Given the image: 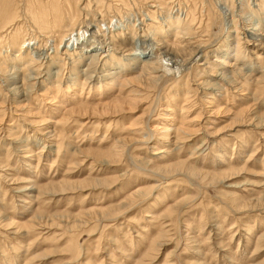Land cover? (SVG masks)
<instances>
[{"label": "rangeland", "instance_id": "rangeland-1", "mask_svg": "<svg viewBox=\"0 0 264 264\" xmlns=\"http://www.w3.org/2000/svg\"><path fill=\"white\" fill-rule=\"evenodd\" d=\"M260 1L81 0L77 27L100 26L105 55L132 69L118 75L104 59L72 87V59L60 55V65L40 60L27 72L38 84L25 95L12 92L23 86L21 76L0 74V264H264V45L245 35L264 21ZM169 9L179 21L163 26L168 33L153 46L178 44L187 27L186 36L208 46L202 58L189 50L160 55L163 65L178 59L184 69L149 90L135 80L142 50L129 56L131 34L146 46L149 16L161 23ZM25 26L21 40L39 35ZM74 39L79 47L83 39ZM0 50L13 66L17 49ZM61 50L71 52L70 43ZM221 73L227 78H214ZM168 125L184 139L163 144L153 128ZM115 147L123 155L117 160L106 153ZM184 161L202 177L155 171ZM221 172L225 180H211Z\"/></svg>", "mask_w": 264, "mask_h": 264}, {"label": "bare ground", "instance_id": "bare-ground-1", "mask_svg": "<svg viewBox=\"0 0 264 264\" xmlns=\"http://www.w3.org/2000/svg\"><path fill=\"white\" fill-rule=\"evenodd\" d=\"M80 1L76 0L77 3L75 2L76 4L73 5L74 2L70 3L67 0H0V48H6V50H8L9 48H11L12 50L17 49V52H18V53L13 54V56H14L13 66L8 67V68H7L6 64L4 62H2L3 57H1V54H0V74H1V76L3 75V77L7 80L11 79L10 81H12V80L17 81L18 77L21 76V78H20L21 83H22L21 86L23 85L20 88L15 86L17 88L12 89L13 93L25 95L27 92V89L38 84L37 82L31 84V81H33L35 79H33L31 77V75L27 74V72H30V74H32L34 72L32 70V67H34L35 63H38L40 60L46 59V60H48V62L50 64H52L54 66H58V65H60V63L64 59L61 56H65V58H71L72 59L71 68H74V69H70V70H72V71H70V73L72 75H70L69 82H67V83H70L72 85V87H74V83H76L80 80V76H83V80L81 81V83L82 82L86 83L87 79L90 78V76H88V75L91 71V66L96 64V62L98 63L99 61H102L104 59H105V64H107V65L113 64V67H111V68L116 69L118 75L124 73L125 71L132 69L131 67L135 66L134 63L129 65V66H126V64L123 62L124 60L122 61V60H119L117 58L114 60V59H112L113 58L112 55H110V54L105 55V53L107 52V49L105 48L106 42L104 40L98 41V37H100V35H98L97 33L101 32L100 28H99L100 26L96 25V27L94 29H92L94 26H91L92 28H90L89 26H86L85 29H83L84 27H82L80 25L77 27V25H78L77 22L79 21V9L78 8H79V2ZM158 1H159V3H157V4L159 6L164 5L163 0H158ZM94 2L97 5H101L103 3V0H94ZM260 2H261L260 3L261 9H264V1L261 0ZM260 7H259V9H260ZM152 8H154V7H152ZM156 11H152V9H151V11H148V12L151 13V15H154V13H156ZM21 18L23 19V21L20 20ZM149 18L150 19L148 21H150V22L148 24H146V26H147L146 33L150 32L153 36L152 39H149L148 44L146 46L141 47L138 44H140V43L143 44L145 41H140L139 39H137V34L134 30V33L131 32L132 33L131 34L132 40L130 43L131 48H129L128 51L131 50L132 53L129 54V56H131V57L133 56L132 58L136 59L134 57L135 55L133 52H135L136 49L142 50V52L140 53L142 55V58L139 59V57H138L137 60L135 61L136 63L143 62L140 65L141 66L139 68L140 72L138 74V77L137 78L135 77V80L138 79V81L142 82V85L144 83V87L147 86L149 88V90H153L154 89L153 87L158 85L157 84L158 82L160 83V81H163L165 76L170 77V74H173V75L179 74V72H182V71H180V69L183 68V65L181 64V63H183V61H180L178 59L175 61H171L170 59H168L169 62L166 63L167 62L166 61V62H164V65H163L161 63V58H163V57L162 56L160 57V55H168L169 56L170 54H179L181 52L189 50L191 53V56L193 55V57H195V58H198V57L202 58L201 53H203L202 50H204L206 48V46H208V40L206 42H203L200 40L198 41V39H196L194 37L186 36V35H190V33L192 31L187 27V28H185V30L183 29L182 32L181 31L178 32V35L176 36L177 39L180 38L182 40L181 42H179L177 44V41H176L177 39H176V40H174V41H176V44L172 43V44H168L166 46L161 45L160 47H158L159 45L157 46L156 43H159V41L157 40L158 38L156 39V37H159V36L161 37L165 33H168L167 30L164 31L162 29L163 26L167 27L170 25V27H172L171 25L173 23L179 21L178 16H176L175 13L173 14V11L169 9L168 11H166L165 19L163 18L161 23L154 21V18H155L154 16H149ZM261 19H263V18H261ZM259 21H260V19H259ZM212 22H210L208 20L206 23V27L210 28ZM263 22L264 21L257 22L254 24L252 23L253 27L249 28L248 30L245 31L246 37L249 38V40H253V41H255V43H257L256 45H254V47L255 46L256 47L257 46L262 47V45H264V35H261V33H260L261 31L264 30ZM27 24H29V25L31 24V26H29V27L30 28L32 27V29H34L31 31V33H34V31H35V32L39 33V35L37 36L36 34L35 35L32 34V37L28 36L27 38H24L21 40L22 37H24V36L26 37V35H28L27 31H26V26H25ZM178 26H180V25H178ZM116 29H118V28H115V30H112L115 32V35H114L115 38L114 39H119L120 33L122 32L121 31L122 27H121V29H118V30H116ZM170 29H172V28H170ZM176 29H177V26H176ZM179 29H181V27ZM130 30H133V29L130 28L129 31ZM87 33H88L87 36H89V38H90V39L88 38V40L86 38H84V36H86ZM151 34H150V36H151ZM76 35L78 38H82L83 40H85V41H83V40L81 41L79 47H78V45H76V40L74 39V36H76ZM58 36L60 37V42L56 44V42H57L56 38ZM141 37H142V35H141ZM109 38H113V37L110 36ZM150 40H153L156 42L154 44L155 46H153L152 43H150ZM94 41H95L96 45L92 46L93 52L91 54H89L88 52H86V49L88 47H90V44H93ZM63 42H65V43L67 42L68 45L70 43L71 52L68 53V51H66V50H63V52H62V50L59 51V47L62 45ZM221 43H223V42H221ZM221 43H220V45H221ZM237 44H238V40H237L236 45ZM237 46L235 48H237ZM50 49H52L53 51H52V53L48 54V50H50ZM132 49H135V50L132 51ZM12 50H11V52H12ZM231 51H232V49H231ZM233 51H234V49H233ZM224 52L226 53V51H224ZM0 53H1V50H0ZM32 54H35V57H33ZM205 55H206V53H205ZM43 56H44V58H42ZM5 58L7 59V56H4L3 59H5ZM73 58H75V59H73ZM88 59H89V62L86 63V67L84 69H82L81 71H79V70L75 71L76 66L81 65L82 63H85V61H87ZM173 59H175V58H173ZM221 59H222L221 57L218 58V60H217L218 64H220V63L223 64L225 62ZM128 60H130V59H128ZM158 61H160L159 64H158ZM25 63H28V66H25L27 69L16 68V66H22ZM47 67L49 68V66H47ZM226 68H229V70H230V69H232V66L226 64ZM11 71H13V72L10 74ZM149 71L151 72L152 75L150 73H148ZM109 75H111V73H109ZM108 78L109 77H107V79ZM214 78L217 80H222L223 78L226 79L227 77H225L223 75V73H221V74H216L214 76ZM38 79H40V77ZM38 79H36V80H38ZM55 80H56V83H59L57 81V78ZM111 83L112 82L110 79L107 84H111ZM25 85H27L26 88H25ZM199 85H203V86L205 85L206 86L205 90L207 91L206 92L207 95L214 97V95L212 93H210L214 89H213V87L209 86L207 84V82H200ZM177 88H179V87H177ZM217 89H219V88H217ZM70 92H69V94H70ZM67 93H68V91H67ZM185 98H188L187 95L185 96ZM185 101H186V99H185ZM210 104L214 105L215 103L211 102ZM183 108H184V106H183ZM148 112H149V110H148ZM153 129H155L154 132H156V133L160 132L162 134V139H163L162 143L163 144L168 143L167 141L171 140L172 138L175 140L174 144H176L178 141H181L184 139L180 136L181 129L179 127H176L175 125L158 126V127H154ZM18 142H19V140H18ZM169 144H172V143L169 142ZM117 148L118 147H115L113 150H111V151H113L112 153L110 152V150L107 151L106 153L109 152L108 156L112 157V159H114V158L116 159V157L118 155H119L118 157L123 156L121 154H118L121 151L118 153L116 152ZM163 149H166V148L165 147L159 148L158 149L159 153H162V152L164 153ZM27 150L32 152L28 148H27ZM27 155H29V154H27ZM103 158H104V156H103ZM109 159L111 160V158H109ZM100 162L102 163V161H100ZM184 163H185V161L183 163H177L175 165L176 168H174V169H171V166H169V167L166 166L163 169L157 168V169H155V171L156 172L159 171V172H164V173H170V170H172L173 174L174 173H176V174L177 173H186V174L192 175L194 177L195 176L202 177L201 173L194 169L195 167L192 168L188 165L186 166L185 165L186 163L185 164ZM151 169H152V167H151ZM228 170H231V169H228ZM225 175H227V172H225V173L221 172V173L213 175V176L211 175V180H216V179L221 180L222 178L224 179V177H226ZM206 177H208V176H206ZM97 180H99V179H97ZM98 183H100V182H98ZM88 184H89V182H88ZM94 184H95V182H94ZM78 185H80V184L78 183ZM89 186H90V184H89ZM92 187H94V186H92ZM81 188H82V186H81ZM135 194H137V193H135ZM176 210H177V208H176ZM102 213H103V211H102ZM104 215H105V213H104Z\"/></svg>", "mask_w": 264, "mask_h": 264}]
</instances>
